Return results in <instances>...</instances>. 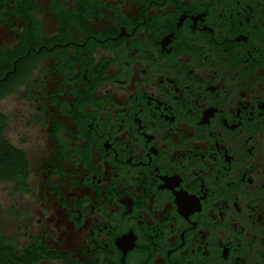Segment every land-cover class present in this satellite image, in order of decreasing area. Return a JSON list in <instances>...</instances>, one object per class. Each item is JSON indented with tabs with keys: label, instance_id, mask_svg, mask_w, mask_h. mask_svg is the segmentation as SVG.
<instances>
[{
	"label": "flooded vegetation",
	"instance_id": "flooded-vegetation-1",
	"mask_svg": "<svg viewBox=\"0 0 264 264\" xmlns=\"http://www.w3.org/2000/svg\"><path fill=\"white\" fill-rule=\"evenodd\" d=\"M3 100L7 264H264V0H0Z\"/></svg>",
	"mask_w": 264,
	"mask_h": 264
},
{
	"label": "trees",
	"instance_id": "trees-1",
	"mask_svg": "<svg viewBox=\"0 0 264 264\" xmlns=\"http://www.w3.org/2000/svg\"><path fill=\"white\" fill-rule=\"evenodd\" d=\"M2 114L0 113V180H15L21 179L19 175L20 170H24L25 175L22 179L27 176V161L24 158V153L18 150L15 146L8 143L3 137L4 123L2 120ZM8 253L10 259H16L13 254L12 247L9 246ZM0 264H7L0 258Z\"/></svg>",
	"mask_w": 264,
	"mask_h": 264
},
{
	"label": "rangeland",
	"instance_id": "rangeland-1",
	"mask_svg": "<svg viewBox=\"0 0 264 264\" xmlns=\"http://www.w3.org/2000/svg\"><path fill=\"white\" fill-rule=\"evenodd\" d=\"M8 103V100H3V101H1L0 102V110L1 111H4V112H7V109H6V107H5V105ZM8 113V112H7ZM9 115V121H10V123H9V127L7 128V130H6V138L11 142V143H13V144H15V145H17V146H22L21 144H20V142H19V140H20V135H19V133H18V130L19 129H17V128H15L14 127V124H13V122H12V113H8ZM25 148H26V146H24ZM9 190L8 188H4L3 186H0V195H2V194H4L5 192H3V191H5V190Z\"/></svg>",
	"mask_w": 264,
	"mask_h": 264
}]
</instances>
